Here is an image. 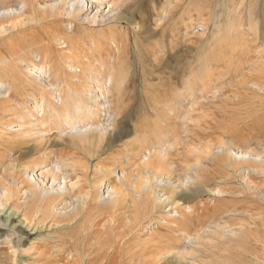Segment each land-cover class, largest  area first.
<instances>
[{"label":"rangeland","instance_id":"1","mask_svg":"<svg viewBox=\"0 0 264 264\" xmlns=\"http://www.w3.org/2000/svg\"><path fill=\"white\" fill-rule=\"evenodd\" d=\"M89 1L101 4L100 9L90 13H98L97 22L87 23V29L68 19L59 22V32L68 31L66 39L52 38V32L34 27L32 34H38L39 44L28 47L34 39L30 30L20 28L0 34V191L7 192L0 197V209H17L19 219L37 228L30 236L19 237L0 225V264H68L67 252L74 253L73 248L83 255L76 264H112L109 259L97 260L109 251L107 245L119 249L121 243L126 251L130 242L129 251L135 254L123 255L126 259L137 256L127 260L133 264H174L180 259L179 264H264V170L250 169L239 176L215 158L220 157L217 152L221 150H212L235 149L233 153L240 158L238 150L246 149L256 152L254 156L264 162V0H116L126 18L114 22H101V18L116 1ZM11 39L18 41L16 48L22 45L19 43L26 47L17 49L20 52L16 55L10 54L7 44ZM68 44L74 49L64 52ZM76 68L96 79L94 87L100 95L101 110L93 119H99L100 125L91 126L93 121L80 118L72 121V115H64L61 120L66 126L70 122V126L63 130L53 123L50 108L47 117L41 116L42 94L46 103L49 97L57 101L64 94L70 106L85 104L72 78ZM204 89L206 93L201 94ZM26 116L38 126L36 129L29 127ZM107 129H116L115 134L125 131L112 149H134L138 144L149 149H170L166 164L176 177L182 176V189L191 196L189 200L180 197L185 210L181 213L186 216L168 206L149 214L132 229L133 233L123 226L119 210L113 214L112 228L106 216H99L97 206L102 205L100 201L114 200L122 173V168L116 166L117 171L109 179L102 171L105 163L101 158L105 156H91L97 149H108L106 142L114 133ZM134 139L137 142L129 145ZM43 149L53 150L75 166L58 174L57 183L61 185L44 176L50 166L42 162L47 157ZM204 149H211L212 156L201 154ZM85 159L90 167L86 177L78 170L87 164ZM124 167L128 172L129 166ZM135 173L132 182L121 184L129 194L128 200L137 192L134 186L144 184L142 174H148L147 169ZM68 174L64 191L68 194L70 185L77 184L74 190L81 194L80 202L73 201L72 209L78 211L75 220L56 223L42 218V211H36L38 206L26 198L21 181L32 184L36 176L39 182V175L46 187L59 189L64 187L62 177ZM61 207H55V215ZM172 215L177 219L170 222L167 218ZM119 220L121 225H117ZM151 230L162 236L149 243ZM132 236L136 239L130 240ZM161 249L167 253L159 255ZM178 252H182L180 259H176Z\"/></svg>","mask_w":264,"mask_h":264},{"label":"bare ground","instance_id":"2","mask_svg":"<svg viewBox=\"0 0 264 264\" xmlns=\"http://www.w3.org/2000/svg\"><path fill=\"white\" fill-rule=\"evenodd\" d=\"M110 1L112 3V1L115 2L116 0H110ZM120 4L121 3L119 1H116V5L110 10V12L107 13V14H104L102 16L101 22L107 21V20L108 21L110 20V21L114 22V21H119L118 19H125L126 16H123L125 14H122V10H121ZM100 8H101V4L96 3V1L93 2V1H89V0H0V34H2L3 31L4 32H8V31H13L15 29L18 30L20 28H25V31L26 30H30V34H32L35 31V30H32V28L36 27V29H39V30L40 29H45L46 32L47 31L52 32L50 34V37L53 36L52 38H56V37L58 38V36H59L62 39H66V35L68 34L66 32H68V31L59 32L60 31L59 22L65 23V20L68 19L70 22H76L77 24H81L82 25L81 27H84L87 23H90V22H93V21L97 22L98 13L97 12L93 13L94 15L91 14L92 16L90 15V13L92 11H94L95 9L98 10ZM48 19L50 20V24L51 25H48L49 24V22H48L49 20ZM45 20H48V21L45 22ZM47 22H48V24H46ZM133 24H134V27L137 28L136 30H140L141 29V28L140 29L138 28V24L136 22L135 23L133 22ZM62 27H63V25H62ZM58 28H59V30H57ZM85 28H86V26H85ZM143 29H144V27H143ZM56 30L58 31V33H57ZM136 30H134V31H136ZM82 31H83V29H82ZM109 31L113 32L112 27L110 28ZM85 32H83V33H85ZM111 32H109V33H111ZM25 33H27V32H25ZM37 33H39V32H37ZM73 33L74 32L69 33V35L73 34ZM86 33H85V35H86ZM95 33H96V31L93 33V35ZM90 34H91L90 36H92V33H90ZM100 34H103V33H100ZM112 34H115V33H112ZM37 35H35V34L30 35V37L32 36L34 39L32 41L28 42V47H32V46H35V45L38 46L39 41H38L37 37L39 38V36H37ZM79 35H77V36H79ZM40 36H41V38H43L42 34ZM89 37H87V38H89ZM100 37H101V35H100ZM116 39L117 38L114 35V40H116ZM98 40H100V39H98ZM40 41H41V39H40ZM122 41H123V39H122ZM17 42H14L13 39H11L9 41V44H7L9 46L8 49L11 52V53L9 52L10 54L16 55L18 53V51H19V50L17 51V49L22 50L21 46L24 47V48L26 47L25 43H19V44H22V45L20 47L16 48L15 43H17ZM78 42H79V40H78ZM84 43H86V42H84ZM59 44H60V42H59ZM69 44H70V42H69ZM69 44L67 46H65V48L63 49L64 52L65 51H70L71 52V50L74 49V48L70 49ZM90 44H92V43L90 42ZM84 45H87V44H84ZM97 45H99V44L97 43ZM48 46H50V45H48ZM92 46H93V44H92ZM79 47H80V45H79ZM103 47H105V46H103ZM57 48H59V47H57ZM96 48H99V47H96ZM99 50H101V48ZM36 51H37V49H36ZM20 54L23 55V52L20 53ZM64 56H66V55H64ZM70 57L71 56H69V58ZM16 58L18 59L19 57H16ZM12 59H14V58H12ZM61 59H62V57H61ZM75 62L80 65V63L78 61H75ZM92 62H94V61L92 60ZM83 65L84 64H82V66ZM85 65H84V67H85ZM87 66L90 67L89 64ZM6 67H8V66H6ZM72 67H74V66H72ZM89 67H88V69H89ZM74 69H75V67H74ZM0 70H3V69H0ZM80 70H81V68L80 69L76 68L75 74H72V78H74L75 81H77L76 84H78V88H80V91H78V93L84 99L85 104L84 103L83 104L74 103V104H72L70 106V105H68L67 100H65V97H64L65 95L64 94H62L64 96L59 95V98H58L57 101L55 99L52 100L49 97V99H48L49 102L46 103L43 100L45 95L42 94V105L41 106H42L43 114H41V116H43L44 118L47 117L46 115L48 114V108H50V110H51V115L50 116H52V118H53V123L56 124V125H59L60 127H63V130H66L67 126H68V128L70 126V122H69V125L66 126L67 123L66 122L63 123L64 120L63 121L61 120L64 115H66V117L69 116V115L70 116L72 115V119H71L72 121H74V120L78 121L79 118H80V120L84 119V121L85 120L93 121L92 123H90L91 126L100 125V120L99 119H95V120L93 119L94 116H96L98 114V112H100V110H101L100 109V99H99L100 95H97V93L95 92L96 91L95 87H94L96 79H93L92 77H88V76L86 77L85 75L81 74L82 71H80ZM105 73H107V75H108V72H105ZM15 79H16V77H15ZM111 79H112V75H111ZM99 81L101 82V80H99ZM117 85H118V83H117ZM203 88H205V87H203ZM205 91H206V89L202 90L201 94L202 93L203 94L206 93ZM67 92H66V94H67ZM53 98H54V96H53ZM78 102H80V101H78ZM70 103H72V102H70ZM36 104H37V102H36ZM179 106H181V104ZM28 112H30V110ZM37 117H39V115ZM37 117H36V119H37ZM186 117L187 116L185 115L184 118H186ZM26 119H27L26 123L29 125V127L32 128V130H34V129H36L38 127L36 124L33 123V121L31 119H29V117L27 118V116H26ZM187 120H189V119H186L185 121H187ZM75 123L79 124L80 122H78V123L75 122ZM40 128L42 130H44V131L46 130V129L42 128V127H40ZM99 128H102V127H99ZM185 130H187V129L185 128ZM102 131H105L104 128L102 129ZM106 131H108L109 133H111V132L114 133V135L109 139V143L106 142L107 145H105V146H107L108 149H97L96 152H92L91 151L92 152L91 156H92V158L95 157V156H97V157L105 156V158H103V159L101 158V162L105 163L104 165L102 164V166H103L102 171H103L104 176H107L109 179H110L111 174L117 171V170L116 171L114 170L116 168V166H118V168H120V167L122 168V169H119V171H122V173L120 174V179H121L120 186L114 191V200L113 201H109V202H102L99 199V201L102 204L101 206L100 205L97 206L98 207L97 211L99 213V216L100 217L101 216H106V218H107L106 222H109L110 227L112 228L113 214H115L116 211L119 210L118 216H120V219L123 220V226H125L126 230L128 229V232H130L136 225L138 226V224L141 223V221L143 219L148 217L149 214H151V213H153L155 211H161L162 209H164L165 207H168V206H171V208H174L177 212H179L180 214H183V216H186L185 212L181 213V210H183V211H185V210L183 208V204H180V202H181L180 201L181 200L180 197H182L183 199H188L189 200L190 199L189 197H191V196H188V194L185 192V190L182 189L185 186L183 184L184 180L183 181L181 180L182 176L176 177L174 175L176 172L173 170V168L170 167V166L169 167L171 169L168 168V166H167L168 164H166V161H167L166 159H168V153H169L168 151L170 149H165L162 146H159L158 149H152V148L149 149V148L139 147L138 146L139 144L136 145V147L134 149H112L117 144V141L122 138V136L124 135L125 131L121 130V131H119L116 134H115L116 129H107ZM95 132H93V133L90 132V133L91 134H95ZM157 133H159V132H157ZM78 137H80V135ZM84 137H82V138H84ZM92 137H94V136L92 135ZM82 138H81V140H82ZM96 138H94V139H96ZM135 141H136L135 139L134 140H129L128 144L132 145L133 142H135ZM158 141H159L158 144L160 145V140H158ZM102 143H104V142H102ZM131 148H133V147H131ZM43 150H45V154L47 155V157H45L44 161H42V162H47L48 163L47 166H50V168L47 169V171H46L44 176L51 177L52 181H53V184L58 182V180H59V175L58 174L62 171V169H68V170H74L75 169V166H73V163L67 162L62 157H59L56 154L52 153L53 150H50L49 152H46V151H48V149H43ZM197 150H199V149H197ZM212 150L213 151L214 150L215 151L216 150L217 151L221 150V151L217 152V154L220 153V155H219L220 157L217 156L215 158L216 159L218 158L219 160H221L224 165L228 166L229 169H232V172L234 171L239 176H243L244 172L246 170L248 171L250 169H252V171L254 170L255 172H261V170L262 171L264 170V162L259 160V159H257L254 156V155H256V152H254V151H246V149H239L238 152L240 154V158H236L237 157V155H236L237 152H236V154L233 153V151L235 149H212ZM212 150L211 149H204L203 152H205V153L202 152L201 154H207L208 156L209 155L212 156V152H213ZM87 151H85V152H87ZM1 154L2 153L0 152V155ZM48 154H51V156L49 157ZM86 155H87V153H86ZM89 158H90V156H89ZM122 158L125 159V164H123ZM93 159H91V160H93ZM212 160H214V158ZM86 163L88 164V161ZM87 164H85V165L83 164V166L80 165V168H78V170L80 171L81 175L85 176V177L88 175V171H89V168H90L89 164L88 165ZM125 165H127V167L129 166V171L128 172L124 171L125 170V167H124ZM145 169H147L148 174H146V177H144L143 174H142V179H145V181H143L144 184H140L139 187L136 184L134 187H135V189L137 188V192L134 193V195L131 196V199L128 200L127 196L129 197V194H125V189L122 186L126 182H127V184H129L130 182L133 181L132 177H133L135 172H143L144 173ZM37 176H38L37 179L39 180V182L36 180V176H35L33 178V180H31L33 182L32 184L27 183V181H21L22 182L21 186L22 185L24 186L23 189H25L24 194H26V198L28 199V197H29L31 199V201L33 200V203L38 206V207L35 206L36 207L35 209H37L36 211H40V210L42 211V215H43L42 218H44V219L51 218V219L55 220L56 223H65V222H67V221H69L71 219L75 220V217L77 216L78 211L76 213H74L75 210L72 209V206L74 204L73 201L80 202L81 194L76 193L75 190H74L77 187V184H71L70 185L68 194L64 191V190H67V188H68L67 187V183H68L67 179H68L69 174L66 175V176L64 175L62 177V179L64 180V183H63L64 187L63 188H59V189L58 188L56 189L55 186L46 187L44 182L42 181L43 176H41V177H39V175H37ZM160 182H163V184H160ZM57 184L61 185V183H57ZM121 184H122V186H121ZM132 186L133 185H131L130 187H132ZM11 192L12 191H10L9 193H11ZM183 192H185V193H183ZM6 193H7L6 191H4V192L0 191V197L2 198L4 196V194H6ZM137 193H141V195L137 194ZM135 194H137V195L135 196ZM82 197H83V195H82ZM85 198H86V196H85ZM99 198H101V197H99ZM57 205H62L60 213H58V216L55 215V211L56 210H54ZM83 205H85V202H83ZM171 210H173V209H171ZM108 211H110V213H108ZM120 212H125V213L128 212V213L126 215H123V214H120ZM19 214H20V211H18L17 209H15V208H13L11 206H9V207L7 206V207H4V208H1L0 209V225L6 226L9 229V231H13V233L17 234L19 237H21V235H24V237H25V235L30 236L34 231L37 230V228L36 227L34 228V226L29 225L28 222H26L25 219H23V218L19 219ZM173 215L167 218L170 222L177 219V218L175 219V217H173ZM59 216L65 218V219L61 220L59 218ZM20 217H21V215H20ZM164 217H166V215ZM101 220H100V222H101ZM117 225H121V220H119ZM143 228H144V225H143L142 229ZM32 230H34V231L31 232ZM134 230H135V228H134ZM152 230H154V229H152ZM152 230L150 232L151 234H149V239H148L149 243L151 242V240L156 239V237L159 238L160 236H162L161 234H159V232H154L155 230L154 231H152ZM121 232L125 233V230L123 229V230H121ZM131 233H133V230H132ZM137 234H138V232H137ZM122 236H124V234H122ZM138 236H139V234L137 235V237ZM195 237L197 239H201V237L199 235H197ZM128 238H129V235L126 234V239H128ZM132 239H136V236H132L130 238V240H132ZM17 243H18V241H16V244ZM131 243L132 242L128 243V246L126 247V251H125V248H124L125 245L122 246V245H120L121 243L120 244L118 243L119 247H120L119 249L117 247H114L113 245L111 247V245L109 246V245L106 244L108 246V248H106V249H108L109 251H106L105 253H103L104 254L103 258L100 255V257L97 260L101 261L102 259L103 260L109 259L107 261L112 263V264H123L124 260H125L127 262V264H133L134 263L133 261H127V260H130V259L132 260L134 257L136 258L137 256L130 257V259L129 258L126 259L124 257V255H123L124 252L126 254H128V255H132V254L134 255L135 254V252H130L131 250L129 251ZM65 244H67V243H65ZM238 246H239V244H238ZM147 247H148V245L146 246V248ZM102 248H104V247H102ZM111 248H113V249H111ZM183 248H185V247H183ZM181 250L182 249H180L178 251H181ZM73 251H74V253H71L70 251H68L69 253L67 252V258H68L67 262H68V264L69 263L76 264V263L80 262L83 259L81 257L83 255L79 252L78 249L73 248ZM160 251L162 253H160ZM166 253L167 252L163 251L162 249L159 250V252H158L159 255H163V254H166ZM178 253L179 254L177 256L175 255L176 259H180V256L182 254V252H178ZM183 253H185V252H183ZM189 253L190 252H188V254H186V256L190 255ZM58 255H60V254H58ZM62 257L63 256H56L57 259H61ZM86 257H89V255H86ZM158 257L159 256L157 255V258ZM154 258H156V257L154 256ZM156 259H155V262H156ZM180 260H182V259H180ZM180 260L178 261V263H174V264H179ZM169 261H172V259L171 260L169 259ZM175 261H177V260H175ZM187 262H189V260Z\"/></svg>","mask_w":264,"mask_h":264}]
</instances>
